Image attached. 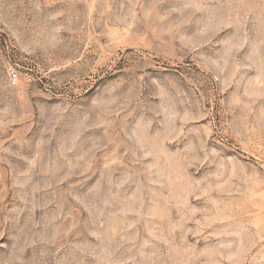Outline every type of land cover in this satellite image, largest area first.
I'll use <instances>...</instances> for the list:
<instances>
[{
    "label": "rangeland",
    "instance_id": "1",
    "mask_svg": "<svg viewBox=\"0 0 264 264\" xmlns=\"http://www.w3.org/2000/svg\"><path fill=\"white\" fill-rule=\"evenodd\" d=\"M0 264H264V0H0Z\"/></svg>",
    "mask_w": 264,
    "mask_h": 264
}]
</instances>
